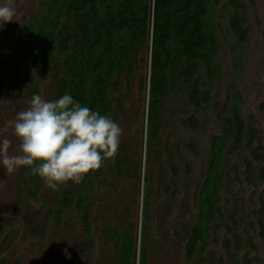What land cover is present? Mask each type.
<instances>
[{
  "label": "trees",
  "instance_id": "obj_1",
  "mask_svg": "<svg viewBox=\"0 0 264 264\" xmlns=\"http://www.w3.org/2000/svg\"><path fill=\"white\" fill-rule=\"evenodd\" d=\"M39 2L36 15L27 19L14 35L19 38V47L27 46L23 72L25 80L32 84L33 94H39L40 84L51 79L54 84L52 100L68 93L81 105L110 116L115 108L122 110L123 107L122 99L115 97L116 90L124 82L122 77L129 81L142 71L141 55L149 53L145 75L140 74L148 96V144L156 147L161 133L168 130L171 138L177 136L174 123L181 116L187 133L200 128L206 132L209 124L214 130L206 176L199 193L198 221L185 223L182 228L184 256L193 264H203L197 259L207 246L209 232L214 222L224 220L218 226L227 231L224 247L231 252L233 264H261L250 252L259 249L258 241L264 242V199L254 210L255 220L248 222L257 230L254 236L237 228L246 217L244 214L237 218L236 201L231 199L228 209L222 206L221 192L234 171L243 174L249 185L264 184V140L255 119L247 120L235 103L220 110L221 104L213 95L215 82L221 74L218 66L221 41L214 21L222 0ZM228 4L232 12L227 15V26L239 42H243L251 30L243 13L245 3L228 0ZM213 104L215 108L218 105V111L216 108L212 118L205 116ZM194 113L203 114L202 120L199 121ZM187 148L195 151L192 139L188 140ZM122 150L117 152L111 166L114 176L122 173L123 165L129 160ZM236 156L241 157V172L233 163ZM104 160L99 169L90 170L79 184L61 190L50 211L54 220L78 213L85 233L91 234L89 214L93 184L103 173ZM186 166L190 170L188 163ZM135 170L137 175L138 170ZM26 171L32 197H35L45 183L38 175ZM172 171L177 174V167ZM137 177L140 179L139 174ZM150 202L147 196L142 200L145 218ZM146 221L142 223V232ZM131 228L129 224L122 231L114 227L107 229L116 252V264H146L145 250L140 247L137 251L136 234ZM82 262L81 256L74 252L64 264Z\"/></svg>",
  "mask_w": 264,
  "mask_h": 264
},
{
  "label": "rangeland",
  "instance_id": "obj_2",
  "mask_svg": "<svg viewBox=\"0 0 264 264\" xmlns=\"http://www.w3.org/2000/svg\"><path fill=\"white\" fill-rule=\"evenodd\" d=\"M242 1L245 3L243 13L251 27L243 42H239L227 26V15L232 12L228 0H222L218 5L214 22L221 41L218 53L221 74L215 82L213 95L221 104L220 110L235 103L247 120L254 118L264 140V0ZM39 3V0H16V20L0 30V128H7L4 135L11 141L9 151L13 153L18 151L20 142L9 122L14 120L17 112L29 107L34 95L32 84L25 80L23 72L27 46L19 47V38L14 35L19 33L27 19L36 15ZM141 57L142 71L135 73L129 81L122 77L124 82L116 90L115 97L122 99V110L115 108L110 115L122 129L117 152L123 148L129 160L123 165L122 173L114 176L111 166L117 152L114 157L105 158L103 173L93 184L89 214L91 234L85 233L78 213L70 217L64 215L60 221L50 216L61 190L72 188L73 182L69 181L55 191L45 185L32 197L25 168L11 175L0 169V264H64L67 258L62 249L65 248L70 255L78 253L83 259L82 264H116V252L107 229L114 227L122 231L129 224L132 225L131 232L136 234L134 246L137 251L140 247L145 250L146 264H193L184 256L182 228L185 223L198 221L199 193L206 176L214 130L209 124L206 132L199 127L196 132L187 133L188 128L180 121L181 116L174 123L177 136L171 138L168 130L161 133L156 147L148 144V96L140 74L145 75L149 53L144 52ZM53 88L51 79L42 82L39 95L52 100ZM216 108L218 111V105ZM216 108L213 104L205 116L212 118ZM194 114L199 121L202 120L203 114ZM191 139L195 144L193 152L187 148ZM240 160L241 157L233 158L241 172ZM174 167L178 169L177 174L172 171ZM223 189L222 206L228 209L229 201H236L237 218L244 214L246 217L237 228L254 236L257 230L248 222L256 218L254 210L264 199V184L249 185L243 174L234 171ZM145 196L151 201L146 218L142 206ZM144 220L146 224L142 232ZM222 223L224 220L214 222L198 262L233 264L231 252L224 247L227 231L218 226ZM258 243L259 249L250 254L264 264V242Z\"/></svg>",
  "mask_w": 264,
  "mask_h": 264
},
{
  "label": "clouds",
  "instance_id": "obj_3",
  "mask_svg": "<svg viewBox=\"0 0 264 264\" xmlns=\"http://www.w3.org/2000/svg\"><path fill=\"white\" fill-rule=\"evenodd\" d=\"M15 4L16 0H0V30L16 20ZM9 124L19 149L9 151L7 128H0V169L11 175L23 167L53 191L69 181L79 184L105 158L114 157L122 135L111 116L81 105L68 93L54 100L34 94L29 107ZM62 252L70 258L66 248Z\"/></svg>",
  "mask_w": 264,
  "mask_h": 264
}]
</instances>
